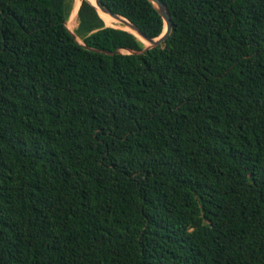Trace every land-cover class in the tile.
Wrapping results in <instances>:
<instances>
[{
    "label": "trees",
    "instance_id": "trees-1",
    "mask_svg": "<svg viewBox=\"0 0 264 264\" xmlns=\"http://www.w3.org/2000/svg\"><path fill=\"white\" fill-rule=\"evenodd\" d=\"M162 1L0 0V264H264V0Z\"/></svg>",
    "mask_w": 264,
    "mask_h": 264
},
{
    "label": "water",
    "instance_id": "water-1",
    "mask_svg": "<svg viewBox=\"0 0 264 264\" xmlns=\"http://www.w3.org/2000/svg\"><path fill=\"white\" fill-rule=\"evenodd\" d=\"M88 1L97 7L100 14L101 13H107V14L111 15L113 18H115V20L120 21L123 24H125L126 26H129L131 28V29H127V30L133 32L135 35L140 37L142 40L145 39V40H148L150 42V45H147V47L140 52H135V51L127 49V51H129L130 53H141V52L146 51L147 49L163 45L166 43L167 39L170 37V35L173 32L174 21H173L170 9H169L168 5L165 2H163L162 0H150L155 5V7L157 8L159 13L163 16V18L165 20V29H164L163 33L158 37L148 36L136 24H134L132 21H130L127 17H125L121 14L112 12L109 8H107L102 3L101 0H97L96 3H93L91 0H88ZM107 25H109V24H107ZM109 26H111V25H109ZM93 50H96V49H93ZM118 52H122V51L119 50Z\"/></svg>",
    "mask_w": 264,
    "mask_h": 264
},
{
    "label": "bare ground",
    "instance_id": "bare-ground-1",
    "mask_svg": "<svg viewBox=\"0 0 264 264\" xmlns=\"http://www.w3.org/2000/svg\"><path fill=\"white\" fill-rule=\"evenodd\" d=\"M92 1L94 3H96L97 0H92ZM79 3H80V0L75 1L74 9H73L72 14L70 16V21L76 20L78 18ZM101 15H102V17L105 18L106 23L109 25H111L113 22L116 21L115 18H113L111 15H109L107 13H101ZM126 29H131V28L129 26H127ZM143 42L146 43V45H150V42L148 40L143 39Z\"/></svg>",
    "mask_w": 264,
    "mask_h": 264
},
{
    "label": "rangeland",
    "instance_id": "rangeland-1",
    "mask_svg": "<svg viewBox=\"0 0 264 264\" xmlns=\"http://www.w3.org/2000/svg\"><path fill=\"white\" fill-rule=\"evenodd\" d=\"M76 1V0H75ZM105 19V18H104ZM76 22V23H75ZM78 23H79V21H78V18L76 19V20H73V21H70V18H69V20H68V22H67V25H68V27H69V29L71 30V31H73V32H75V30H76V28H77V26H78ZM74 24V25H73ZM111 26H116V27H121V28H126L127 26L125 25V24H123L122 22H120V21H115V22H113L112 24H111ZM146 44V43H145Z\"/></svg>",
    "mask_w": 264,
    "mask_h": 264
}]
</instances>
